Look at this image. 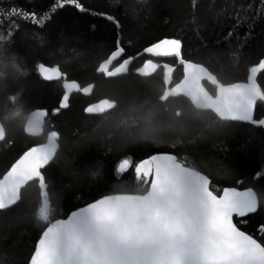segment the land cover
<instances>
[{
  "label": "trees",
  "instance_id": "1",
  "mask_svg": "<svg viewBox=\"0 0 264 264\" xmlns=\"http://www.w3.org/2000/svg\"><path fill=\"white\" fill-rule=\"evenodd\" d=\"M55 2L0 0V35L14 34L13 42L3 54L15 56L17 64L26 72L25 75L8 76L0 83V122L4 123L11 141L0 142V175L27 147L43 143L47 133L56 130L60 133V151L47 173L53 206L64 213L56 218H63L93 197L105 194L95 187L97 184L107 182L106 190H110L113 186L132 182L131 172L122 179L111 173L119 158L127 153L137 160L154 151L187 156L210 175L218 189L233 186L256 190L264 186V179L257 175L264 173L263 128L241 122L221 125L214 123V115L208 113L199 120L191 119L192 108L184 98L170 100L167 111L158 110L161 131L155 144L135 140L121 146L118 142L103 140L118 120L134 115L133 109L146 101L156 104L164 88L163 69L159 68L147 78L131 74L106 78L95 71L99 62L114 50L117 35L122 37V45L129 54L141 51L160 38L175 37L182 40L185 58L204 64L227 82L243 81L248 68L264 58V0H146L142 4L137 0H121L119 5H110L109 0H81L84 12L72 6L52 12L50 6ZM12 8L21 10V15L13 13ZM31 11L48 15L50 19L44 25H36L24 19V14ZM113 11L120 20L119 33L104 17L97 15ZM147 58L142 55L136 59L131 71ZM158 62L174 65L172 84L181 79L182 66L173 58ZM37 63L59 65L69 79L78 80L82 86L93 84L92 92L89 95L73 93L70 107L52 115L51 109L58 106L63 93L62 82L44 81L34 71ZM257 79L264 86V73H258ZM205 87L214 92V86L208 82ZM17 94L23 110L19 116L11 117L15 106L8 97ZM105 97L120 100V107L111 118L83 112L88 104ZM37 108L48 109L49 116L43 134L29 136L23 125L28 114ZM177 108L184 113L182 129L169 127L172 112ZM255 115L257 118L264 116V108L258 107ZM5 116L9 118L4 119ZM118 138L119 131L117 141ZM177 140L180 143L173 147V141ZM110 145L112 151L109 153ZM98 166H103L102 175L93 177L91 173ZM38 201V184H30L21 202L0 212V264H26L38 238V229L32 219ZM260 222H264V209L247 221L239 219V226L259 238L264 235L255 230Z\"/></svg>",
  "mask_w": 264,
  "mask_h": 264
},
{
  "label": "snow or ice",
  "instance_id": "2",
  "mask_svg": "<svg viewBox=\"0 0 264 264\" xmlns=\"http://www.w3.org/2000/svg\"><path fill=\"white\" fill-rule=\"evenodd\" d=\"M145 2L137 0L138 4ZM120 3L121 0H109L110 5ZM65 6L85 11L81 0H56L50 7L55 12ZM11 11L21 15L17 8ZM97 15L120 32L121 24L115 11ZM24 19L44 25L50 17L31 11L24 14ZM12 35H0V53L13 42ZM40 39L43 42V38ZM113 48L107 58L99 62L96 73L106 78L130 74L147 78L162 68L164 88L155 105L146 101L133 109L134 115L118 120L103 140L118 142L121 146L135 140L155 144L161 131L157 112L167 111L169 101L178 98L190 103L191 119L199 120L208 113L214 115V123L221 125L247 122L264 128V118L255 115L258 107L264 108V86L257 79L258 73H264V58L248 68L245 80L227 82L204 64L185 58L180 38H160L141 51L129 54L122 45V37L117 35ZM142 55L151 58L143 60L142 65L131 71V65ZM165 58H173L182 66L183 76L179 82L171 83L174 65L155 62ZM114 62L116 66L112 67ZM22 67L15 56L0 59V83L8 76L25 75ZM34 71L44 81L62 82L63 94L58 99V106L51 109L52 115L70 107L73 93L88 95L92 92L93 84L82 86L78 80L69 79L68 73L59 65L37 63ZM205 82L214 85V92L205 87ZM8 100L15 106L10 116H19L23 109L18 103V94ZM157 106L162 107L158 109ZM119 107V99L105 97L88 104L83 112L111 118ZM48 116L46 108L30 112L23 125L24 132L31 136L42 135ZM183 116L181 109H175L169 127L182 129ZM3 141L11 143L4 123L0 122V142ZM178 143L179 140L173 141L172 146ZM59 151L60 133L52 130L47 133L46 142L27 147L0 175V212L21 202L24 190L30 184H38L39 201L32 216L38 238L26 264H264V235L255 238L239 226V219L247 221L264 209V186L256 190L252 187L218 189L210 175L187 156L154 151L137 160L127 153L119 158L111 173L122 179L131 172L132 182L113 186L110 190H106L107 182L97 184L95 187L105 194L70 211L66 218H56L64 213L53 206L47 173ZM108 151H112L111 145ZM102 167L98 166L91 175L101 176ZM257 175L264 179V173ZM255 230L264 234V222H260Z\"/></svg>",
  "mask_w": 264,
  "mask_h": 264
},
{
  "label": "water",
  "instance_id": "3",
  "mask_svg": "<svg viewBox=\"0 0 264 264\" xmlns=\"http://www.w3.org/2000/svg\"><path fill=\"white\" fill-rule=\"evenodd\" d=\"M147 59H149V58H147ZM115 63V62H114ZM113 63V64H114ZM157 63V62H156ZM116 66V65H115ZM112 67H114L113 65H112ZM182 71H183V69H182ZM98 74V73H97ZM183 76V75H182ZM42 78V77H41ZM181 79H182V77H181ZM179 82V81H178ZM209 84H211L210 82H208ZM212 85V84H211ZM214 86V85H213ZM94 87V86H93ZM63 94V93H62ZM81 94H83V93H81ZM83 95H85V94H83ZM89 95V94H88ZM92 103H94V102H92ZM32 111H34V110H32ZM31 111V112H32ZM28 116H29V114H28ZM28 116H27V118H26V120L28 119ZM261 118H264V116H262ZM26 120H25V122H26ZM241 123H247V122H241ZM263 130H264V128H263ZM27 134V133H26ZM27 135H29V134H27ZM29 136H31V135H29ZM36 137V136H35ZM44 142H46V140L44 141ZM43 142V143H44ZM229 187H233V186H229ZM237 188V187H236ZM247 188V187H246ZM244 188H238V190H243ZM80 207H82V206H80ZM73 210H75V209H73ZM72 211V210H71ZM68 214H70V212L68 213ZM67 216V215H66ZM66 216H64L63 218H66Z\"/></svg>",
  "mask_w": 264,
  "mask_h": 264
},
{
  "label": "clouds",
  "instance_id": "4",
  "mask_svg": "<svg viewBox=\"0 0 264 264\" xmlns=\"http://www.w3.org/2000/svg\"><path fill=\"white\" fill-rule=\"evenodd\" d=\"M5 55L3 53H0V59H3Z\"/></svg>",
  "mask_w": 264,
  "mask_h": 264
},
{
  "label": "flooded vegetation",
  "instance_id": "5",
  "mask_svg": "<svg viewBox=\"0 0 264 264\" xmlns=\"http://www.w3.org/2000/svg\"><path fill=\"white\" fill-rule=\"evenodd\" d=\"M148 58H149V57H148ZM158 60H160V59H156L155 62H157V63L159 64ZM115 65H116V63H115ZM141 65H142V64H141Z\"/></svg>",
  "mask_w": 264,
  "mask_h": 264
}]
</instances>
